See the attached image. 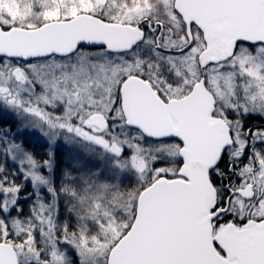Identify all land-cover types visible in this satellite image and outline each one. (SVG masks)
<instances>
[{"label":"snow or ice","instance_id":"snow-or-ice-1","mask_svg":"<svg viewBox=\"0 0 264 264\" xmlns=\"http://www.w3.org/2000/svg\"><path fill=\"white\" fill-rule=\"evenodd\" d=\"M0 110V264H264V0H0Z\"/></svg>","mask_w":264,"mask_h":264},{"label":"rangeland","instance_id":"rangeland-1","mask_svg":"<svg viewBox=\"0 0 264 264\" xmlns=\"http://www.w3.org/2000/svg\"><path fill=\"white\" fill-rule=\"evenodd\" d=\"M0 113L3 115L4 113H3V110H0ZM7 116H9L10 118H13L12 116H11V114H8ZM14 119V118H13ZM0 123H3V121L2 122H0ZM28 132H29V135H28V139H29V142L31 143V144H33V145H35L36 147H35V150L36 151H42L43 150V148L41 147V145L34 139V137L30 134L31 133V130L29 129L28 130ZM35 135L36 136H39L40 135V133L39 132H36L35 133ZM19 138V137H18ZM60 145H61V150L58 152V157L59 158H64V157H66L69 153H68V151L66 150V149H70L71 148V146L70 145H67V144H65V142L63 141V139L61 138V140H60Z\"/></svg>","mask_w":264,"mask_h":264},{"label":"trees","instance_id":"trees-1","mask_svg":"<svg viewBox=\"0 0 264 264\" xmlns=\"http://www.w3.org/2000/svg\"><path fill=\"white\" fill-rule=\"evenodd\" d=\"M11 119H13V118H10L9 116H5L4 114L2 115L1 113H0V122H7L8 120H11ZM29 140V139H28ZM62 159V158H61Z\"/></svg>","mask_w":264,"mask_h":264}]
</instances>
